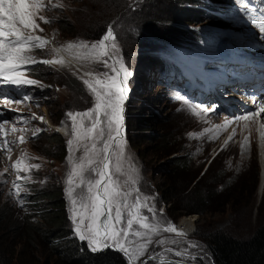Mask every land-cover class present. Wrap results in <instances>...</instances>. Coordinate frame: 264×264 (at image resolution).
<instances>
[{
    "label": "rangeland",
    "instance_id": "rangeland-1",
    "mask_svg": "<svg viewBox=\"0 0 264 264\" xmlns=\"http://www.w3.org/2000/svg\"><path fill=\"white\" fill-rule=\"evenodd\" d=\"M57 3L62 7L53 8ZM44 4L46 10L40 15L52 23L44 24L37 20L43 31L37 30L33 34L42 36L49 43L43 53L35 50L30 54L37 60H63L62 56H65L64 58L74 61V64H38L35 72L28 73V78L40 81L43 86V90L36 87L32 92L38 98L40 106L29 103L28 107L38 112L44 120L36 119L34 122L33 132L39 133L38 137L21 143L9 155L0 153V213L21 220L25 213L31 214L34 211V217H38L35 221L45 227L48 221L41 219L42 215H37L51 208L50 199L45 195L48 192L55 198L61 197L65 214L63 227L69 231V236L78 238L73 232L72 209L66 196V180L71 171L67 159V141L73 139L72 121L66 113L85 112L93 107L94 97L83 83V80L92 77L85 73L98 74L110 69L87 57L85 50L63 49L69 43L79 41H85L91 46L101 39L111 25L119 47V52L115 55L123 57L126 67L132 73L128 79V98L124 102L123 136L126 150L120 162L122 171L115 172L119 153L115 144L111 171L120 185L132 192L130 202L137 195L141 196V200L145 196L152 197L147 204L154 206L157 218L164 222L171 221L185 234L177 236L174 233H161L160 236L153 237V240H176L177 244L163 246L176 250L187 248L189 241L194 242L199 248H190L189 254H195L196 261L184 262L202 264L198 261L201 259L213 264L208 246L215 233L246 239L258 229L264 228V184L260 187L264 165L259 160L257 145L258 133H264L260 123L263 122L262 118L253 115L249 120L230 123L229 116L222 113L207 120L199 108L196 109L199 115H195L176 103L163 110L164 94L161 86L151 76L156 65L153 64L155 59L150 55L160 54V48H165L168 42L179 43L172 40L177 37L172 27L176 28L177 23L185 22H176L172 18L183 20L182 10L192 7V3L184 0H44ZM240 18L246 19L245 16ZM186 19V23L201 26L205 22H191L189 17ZM246 26L241 20L235 28L241 30ZM57 48L62 49L58 54L54 51ZM220 67L225 68L221 61L215 66L219 80ZM228 68L232 69L231 66ZM152 107L160 111L159 116ZM175 108L180 110H173ZM37 129L40 131H36ZM162 135L167 139L163 144L160 142ZM85 143L90 144V141ZM170 147L178 151L168 155ZM82 151V148L74 150L73 155L79 157ZM183 151L188 153L187 163L183 166L181 176L172 179L174 159H178ZM103 155L100 153L97 157L94 154L93 158L99 159ZM18 162L24 163L23 168L31 165L28 167L31 171L29 175L33 188L39 191L35 201L23 205L16 202V196L10 190L11 180L15 176L11 165ZM33 165L40 167L36 169ZM89 175L90 172L85 173V176ZM137 188L138 193L135 191ZM200 189H207L212 198L209 203L198 207V211L189 212L188 210L195 208V196L189 192ZM76 191L79 192L80 188ZM142 211L149 216L151 223H157V219L152 218V213L147 208ZM1 238L6 240H2L3 247H9L10 244L13 246V252L7 248L6 253L15 264H45L43 255L46 256L49 250L42 249L36 241L31 245L25 243L24 246L22 241H18L22 240L19 231L17 235H13L11 228L3 231ZM129 239L136 240L132 247L142 242L135 237ZM160 250L161 247L155 244L149 247L150 252ZM168 257L181 259L171 253ZM144 258L146 257H141V260ZM137 263L140 264V261ZM149 263L156 264L151 260Z\"/></svg>",
    "mask_w": 264,
    "mask_h": 264
},
{
    "label": "snow or ice",
    "instance_id": "snow-or-ice-1",
    "mask_svg": "<svg viewBox=\"0 0 264 264\" xmlns=\"http://www.w3.org/2000/svg\"><path fill=\"white\" fill-rule=\"evenodd\" d=\"M237 3L241 6V12H245L247 17L257 25L261 37L264 38V9L248 8L247 0H237ZM52 7L59 8L62 5L57 3ZM45 10L44 0H0V101L4 106L33 103L39 107L38 98L25 89L36 86L43 90V86L40 81L28 78V73L35 72L37 70L35 66L38 64L64 65L62 59L37 60L30 54L35 50L43 53L47 46L48 41L42 36L33 34L37 30L43 31L37 20L44 24L52 23L40 15ZM73 49L85 50L87 57L103 63L105 68L110 69L108 72L101 71L98 74L85 73L86 76L92 77V79L83 80V83L90 95L94 97L93 107L85 112L66 113L72 121L73 132V139L67 141L69 149L67 159L71 171L66 180V196L71 204L74 234L81 242L86 241L92 252L109 248L121 252L127 264H137L138 260L140 264H149L150 260L156 264H183L184 261H196L197 256L189 254L190 248H199L194 242L189 241L187 248L176 250L163 247L166 244H177L176 240H153V237L160 236L161 233H174L177 236L185 234L171 221L164 222L163 219L157 218L154 206L147 204L152 197L145 196L141 200V196L137 195L135 200L130 202L129 197L132 192L125 190L111 171L114 144L119 148L115 172L122 171L120 162L126 150V141L123 136L124 102L128 98V79L132 75L123 57L115 55L119 52V47L113 27L110 25L101 39L92 43L91 46L85 41H79L75 44L69 43L63 50ZM61 50L57 48L54 51L58 54ZM13 89L15 96L12 93ZM180 99L184 100L188 110L199 115L196 111L199 106L192 105L183 97ZM261 112H264V106L237 119L248 120L253 115L259 116ZM33 118L37 119L35 116ZM38 119L44 120L43 117ZM16 120L27 123L26 118L19 114ZM9 123L14 122L0 121V134L7 135L4 126ZM12 131H17L15 126ZM33 136L35 137V132ZM85 141H90V144ZM18 142L24 143V136H21ZM245 142L247 143V140ZM8 143L5 139L4 146ZM81 148L83 149L81 155L74 156V150L78 151ZM4 150L10 152L11 148L7 147ZM100 153L104 154L102 158H93L94 154L99 157ZM32 167L39 169L40 166ZM14 168L17 169L18 180L30 179V177L19 175V162L14 165ZM86 172H90V175L85 176ZM93 176L95 178H92ZM4 183L6 184L7 181L5 180ZM15 188L13 195L19 197L22 185L17 183ZM77 188H80L79 192L76 191ZM135 191L138 193L139 189ZM18 202L23 205L24 199L20 198ZM144 208L152 213V218L157 219V223H151L149 216L143 214ZM160 216L162 217V210ZM130 237H135L142 242L132 247L136 244V240H130ZM153 244L160 246L161 250L150 252L149 247ZM169 253L181 259H169ZM141 257L146 258L141 260Z\"/></svg>",
    "mask_w": 264,
    "mask_h": 264
},
{
    "label": "trees",
    "instance_id": "trees-1",
    "mask_svg": "<svg viewBox=\"0 0 264 264\" xmlns=\"http://www.w3.org/2000/svg\"><path fill=\"white\" fill-rule=\"evenodd\" d=\"M182 0H174V2H181ZM192 3L190 8H184L183 20L180 18H172L176 22H185L186 17L189 21L195 22L197 20H209L210 16L207 14V8L210 7L209 1L221 0H184ZM178 26L172 27L176 32L177 37L172 40L180 41L184 35V29ZM161 143H165V135L161 136ZM183 149V148H182ZM178 149L170 147L168 155L177 152ZM187 152L183 151L178 159H174L172 169V179L178 178L183 171V166L187 163ZM190 195L195 196V208L188 210L189 212L198 211V207L208 202L212 198L211 193L207 189L191 190ZM46 198L50 199V209L45 210L44 213L37 215L48 221L47 226L43 227L38 221H35L34 211L25 213L23 218L16 219L8 217L6 214L0 213V264H15L13 259L10 260L6 253V249L11 250L13 246L3 247V238H1L3 231L7 228L12 229L13 235H19L22 238L23 245L33 244L35 241L46 252L43 255V262L45 264H127L124 255L111 248L104 251L92 252L86 241L81 242L78 238L69 236V231L64 228L65 214L62 207L61 197L50 196L46 192ZM207 203V205H208ZM35 209V208H33ZM201 211V210H200ZM42 215V216H41ZM12 219V220H11ZM3 240V241H2ZM30 241H33L32 243ZM208 250L213 264H264V228L258 229L254 235L246 239H237L222 233H215L209 240ZM13 250H11V253ZM12 261V262H11ZM202 264H208L203 260H198ZM138 264V263H137ZM150 264V263H149ZM155 264V263H154Z\"/></svg>",
    "mask_w": 264,
    "mask_h": 264
},
{
    "label": "clouds",
    "instance_id": "clouds-1",
    "mask_svg": "<svg viewBox=\"0 0 264 264\" xmlns=\"http://www.w3.org/2000/svg\"><path fill=\"white\" fill-rule=\"evenodd\" d=\"M186 24H193V23H181L180 27L183 29V26ZM46 41H48V40L46 39ZM169 43H173V42H168L167 45ZM164 49L165 48H160L161 52H163ZM150 56H151V58L155 59L153 64L157 65L160 62L159 54L154 55V56L152 54ZM155 73H156V71L154 72V74ZM156 76L157 75H154L153 77L155 78V81L157 82V84H159L161 86V84L159 83V80H157ZM153 77H151L150 79H153ZM40 84H42V83L40 82ZM34 88H36V86H33L31 89H25V91H27V92H29V94L33 95L32 92H33ZM5 91H7V89H5ZM13 95L15 96V93H13ZM0 102L2 103V106H0V121L6 120V121H13L14 122V123L5 124L4 131L7 133L6 136H4L3 134H0V146H3V147H0V153H3L5 155H9L12 151H14L16 148H18L19 145L21 144L18 142L20 140L21 136H24L25 142H28L31 138L34 137L33 136V133H34L33 129L35 128L34 122L36 119H34L33 116H35L38 119L40 117V115L38 112L29 109V107H28L29 103H25V104H21V105L13 104L12 107H10V106H4L2 101H0ZM9 109H11V110H9ZM18 114L22 115L24 118H26L27 123L17 121L16 117ZM10 126H12V128H10ZM14 126L17 129V131H15V132L12 131ZM23 128H24V131H21V129H23ZM35 136L38 137L39 133H35ZM5 139H7V141L9 142L8 145H6V146H4V140ZM14 141L17 143H12ZM7 147L11 148L10 152L4 150ZM14 165L15 164L11 165V167L13 168V170L15 172V176L13 177V180H11L12 181L11 182V188H10L11 193L13 194L16 191L15 185L17 183L22 185V189L20 190L19 197L16 196V202L19 203L18 200L20 198L24 199L25 204H27L29 201H35L39 191H37L36 189L33 188L31 176L29 175V173H31V171H29V169H28V167H30L31 165L30 166L25 165L23 168L24 163H20L19 175L21 177H26V176L30 177V179H21V180L17 179V169L14 168ZM263 184H264V180L262 179L261 183H260V187H262Z\"/></svg>",
    "mask_w": 264,
    "mask_h": 264
},
{
    "label": "bare ground",
    "instance_id": "bare-ground-1",
    "mask_svg": "<svg viewBox=\"0 0 264 264\" xmlns=\"http://www.w3.org/2000/svg\"><path fill=\"white\" fill-rule=\"evenodd\" d=\"M254 49L256 50V48L254 47ZM257 51H260V50H257ZM63 55V53L61 54V56ZM65 57V56H64ZM63 56H62V58H63V61H64V63H65V66H70V64H74L73 62L74 61H72V60H70V59H67V58H64ZM221 62L223 63V64H225V68H223V67H220L219 68V70H221L219 73L221 74L220 75V78H221V80H225V81H227V82H230L231 80H232V78H234V76H233V74L235 75V73L237 72V67H235V66H233V65H230L227 61H225V60H221ZM77 65V64H76ZM228 66H231L232 67V69H229L228 68ZM79 68V67H78ZM260 68H261V66H260ZM147 75V74H146ZM148 76V75H147ZM245 81H244V85H245ZM252 92H254L255 90H257V88L256 87H248ZM245 99V98H244ZM232 106H235V105H231V107ZM249 120V119H248ZM254 134V133H253ZM259 135H258V137H257V139H258V141H257V145L259 146V152H260V161H261V163L264 165V133H262V132H259L258 133ZM255 140H256V135H255ZM254 140V141H255ZM262 176H263V180H264V169H262Z\"/></svg>",
    "mask_w": 264,
    "mask_h": 264
},
{
    "label": "water",
    "instance_id": "water-1",
    "mask_svg": "<svg viewBox=\"0 0 264 264\" xmlns=\"http://www.w3.org/2000/svg\"><path fill=\"white\" fill-rule=\"evenodd\" d=\"M145 259V258H144ZM159 259V258H158ZM183 264H197V263H188V262H183Z\"/></svg>",
    "mask_w": 264,
    "mask_h": 264
}]
</instances>
